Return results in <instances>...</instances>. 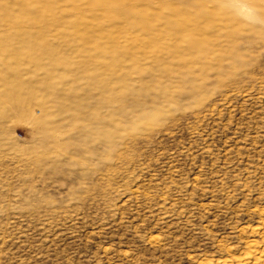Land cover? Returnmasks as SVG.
Returning a JSON list of instances; mask_svg holds the SVG:
<instances>
[{"label": "rangeland", "instance_id": "1", "mask_svg": "<svg viewBox=\"0 0 264 264\" xmlns=\"http://www.w3.org/2000/svg\"><path fill=\"white\" fill-rule=\"evenodd\" d=\"M0 264H264V0H0Z\"/></svg>", "mask_w": 264, "mask_h": 264}]
</instances>
